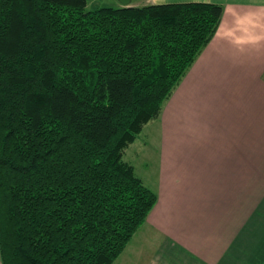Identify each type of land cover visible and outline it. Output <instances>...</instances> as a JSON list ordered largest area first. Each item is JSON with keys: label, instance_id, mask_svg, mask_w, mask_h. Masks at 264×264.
Segmentation results:
<instances>
[{"label": "trees", "instance_id": "trees-1", "mask_svg": "<svg viewBox=\"0 0 264 264\" xmlns=\"http://www.w3.org/2000/svg\"><path fill=\"white\" fill-rule=\"evenodd\" d=\"M0 0L2 264H113L157 202L124 160L220 25L204 2Z\"/></svg>", "mask_w": 264, "mask_h": 264}, {"label": "crops", "instance_id": "crops-1", "mask_svg": "<svg viewBox=\"0 0 264 264\" xmlns=\"http://www.w3.org/2000/svg\"><path fill=\"white\" fill-rule=\"evenodd\" d=\"M118 1L223 14L128 161L157 202L113 264H264V0Z\"/></svg>", "mask_w": 264, "mask_h": 264}, {"label": "rangeland", "instance_id": "rangeland-1", "mask_svg": "<svg viewBox=\"0 0 264 264\" xmlns=\"http://www.w3.org/2000/svg\"><path fill=\"white\" fill-rule=\"evenodd\" d=\"M98 6L120 7V2L118 0H89V9L96 8ZM157 134H158V132H157V120H155L154 122H152L149 125L145 126L144 129L142 130V132L140 133V135L136 138V140L139 139V138H140V140H138V142H137L138 144H135L137 146H134V148L131 150V152H134V153L131 154V152H129L130 150L128 149L129 147L127 148V150L125 151V154H124V160H126L127 162L129 160L133 161V157L136 155L135 149L136 150H140V147L144 146L143 141H141V139L146 141V142H148V140L150 138H152L153 136H156ZM133 143H131V144H133ZM148 145H152L151 141H149ZM151 147L147 146L148 150L146 152L150 153V155L153 157L152 154H153L154 148H153V146H151ZM140 151H141V154H142V150H140ZM139 159H141V157ZM136 162H137V164L135 166L139 170V166L141 165L142 160L140 162V160L137 159ZM0 264H2L1 258H0Z\"/></svg>", "mask_w": 264, "mask_h": 264}, {"label": "water", "instance_id": "water-1", "mask_svg": "<svg viewBox=\"0 0 264 264\" xmlns=\"http://www.w3.org/2000/svg\"><path fill=\"white\" fill-rule=\"evenodd\" d=\"M124 1V0H123ZM125 4H127L126 2H125Z\"/></svg>", "mask_w": 264, "mask_h": 264}]
</instances>
